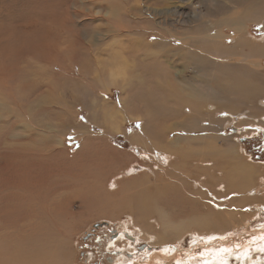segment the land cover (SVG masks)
<instances>
[{
	"label": "rangeland",
	"instance_id": "obj_1",
	"mask_svg": "<svg viewBox=\"0 0 264 264\" xmlns=\"http://www.w3.org/2000/svg\"><path fill=\"white\" fill-rule=\"evenodd\" d=\"M263 2L264 0H102L99 4L93 0H0V100L6 101L10 110L35 109L39 103L35 102L37 95H33L29 83L30 79L37 78L48 81L52 94L43 96L57 108L63 109L66 117V126L63 127L62 120L54 113L51 119L36 113L37 122L45 120L53 127L48 136L46 133H39V138L48 137L49 140H54L52 143L56 149L65 150L59 156H56L58 152L55 150L51 154L54 157L50 158V165L49 160L48 163L43 162L53 173L51 178H55L60 184L62 181L56 177L62 175L61 179H73L77 175L75 168L82 160L78 156L85 146L84 138L87 134H99L102 131L100 124L106 121L109 124L107 142L124 152L127 161L123 162L122 169L118 168V171L115 170L109 176L107 182L110 183H106V191L112 190L118 194L119 181L142 173L144 175L138 177L139 181L148 175L153 177V182L161 183L170 178L173 183H168L169 189L165 192L169 200L164 204L157 202L150 208L144 207L136 211L131 206L111 204L85 206L83 195L78 193L79 190L72 189L70 193L72 191L79 196L71 198L70 209L68 206L66 209L58 206L59 209L55 210L50 206L51 215L47 216L44 209H41L42 215L34 217V208L38 209L44 200L45 187L40 182L37 183V179L27 181L28 186L30 185L29 196L26 194L22 201L15 204V200H10L9 192L26 178L0 177V226L5 228L9 225L10 231L2 236L5 240L0 239V245L3 246V249L0 248V264H23L22 260L11 258L9 250V247L25 244L12 240L15 239L14 235H20L21 230L13 233V219L8 214L11 207L17 208V212L23 209L22 215H26L25 219L31 226L30 239L26 245L38 249L34 250L39 253L37 263L26 261V264H264V240L256 239L264 234V160H257L255 151L252 150L255 147L251 146L249 149L246 144L247 140L259 139L260 126L264 127V121H258V117L264 118V13L257 16V19L250 20L247 17L240 24L230 21L231 16L244 7L247 9L253 3ZM127 22L136 25L140 29L139 34L134 27L124 28L123 24ZM207 26L212 34L222 37L218 45H232L239 27L248 30L249 38L258 45L244 46L241 55L223 53L220 46L215 49L213 45L206 48L203 43L198 48L190 45L189 38L198 35L197 28L205 30ZM107 28L111 32L108 33ZM43 30L56 31L62 39L66 38L65 44L61 43V57L53 53L51 57L55 56L56 60L54 58L51 65L38 60V55H31V50L26 48L30 45L36 53L46 49L43 44L37 46V40L29 37L33 32L40 34ZM93 32L101 39H97L90 54H85L80 51L81 40H86L84 37L89 38ZM18 37L21 40H17ZM60 37L52 35L51 41L56 43ZM136 38L149 43L150 48L144 49L138 45ZM181 40L185 43L180 42ZM180 45L188 50L187 59L179 58L177 51L172 52L173 46L181 47ZM191 48L202 54L200 61L188 57ZM82 49L87 51L85 46ZM49 50L46 52L49 53ZM255 61H259V64ZM145 62L146 68L149 64L152 65L151 62L166 66V72L172 78L177 77L180 71L184 74L189 83L183 86L184 83L177 84L174 80L175 86H178L175 96L186 95L190 90L195 94L198 91V95L191 96V100L197 101L199 110L203 112L198 115L199 118L187 116L191 113L192 106L188 102L183 108L184 117L175 116L162 122V125H179L182 122L183 126L178 127L180 131L175 132L184 140H178L176 151H183L182 159L185 163L177 154L168 156L169 153L166 152L169 158L158 155L157 148L156 153L152 151L153 148H148L151 152H144L145 149L139 147L134 138L135 133L142 130L144 120L126 108L124 97L128 94L131 102L135 96H130L132 92L125 87L138 84L137 89L142 86L149 88L158 78L162 81L167 79L156 73L147 75L145 71L142 72L146 70ZM125 65L127 74L112 76V69L116 73ZM80 66L85 69L86 78H82ZM31 74L34 75L30 76ZM227 83H240L244 91L237 94L236 91L220 88L219 85ZM24 84L27 88L23 87ZM153 93L156 100H162L158 98L161 93L157 90ZM219 95L225 98H220ZM167 97L174 96H164L166 101L171 99ZM33 103L34 106L29 107ZM131 103L134 108V103ZM219 104L224 107L221 108ZM166 105L170 109L176 108L175 104ZM3 109L4 106H0V116ZM201 111H197V114ZM4 125L5 122L0 118V135L7 130ZM24 126L19 124L8 131L19 134L30 130ZM184 126L189 127L187 131ZM188 133H193L195 137L186 139L184 136ZM174 136L173 133L171 137ZM165 141H168L167 137ZM10 143V150L15 144H19L15 141ZM209 145L210 148L219 149V153L226 151L227 157L237 156L240 162L249 166V172L243 171L242 175L239 172L237 186H231L229 190L224 186L228 176L226 172L237 170V167H232L234 161L231 156L230 166L221 167L222 163L219 161L218 165L214 160L224 158L219 153L213 158L199 152L201 149L208 150ZM5 146L3 144L0 147V159H10L16 164L15 159L20 160L21 155L7 154ZM197 158L204 163L198 162ZM24 164L26 165V161ZM34 165H38V162ZM40 165L37 167L39 171H35L32 178L39 173L43 174ZM208 167L213 173L208 171ZM41 169L46 170L44 167ZM160 171L164 173L161 174ZM116 173L118 174L113 176ZM49 176L43 175V178L51 179ZM4 179H10L9 184L14 183L12 190L11 186L4 188ZM33 182L35 185L32 188ZM240 182L245 189L239 187ZM48 186L51 194L56 193L62 199L64 188H52L49 183ZM14 190L22 193L24 189L20 186ZM224 191L228 193L225 195ZM50 197L51 201L53 196ZM176 200L178 203H175ZM54 204L56 203L53 202ZM30 205H33L31 210L28 209ZM100 210L103 213L98 212ZM94 224L99 225L95 227ZM93 226L94 229L97 228L96 231H92ZM91 231L93 236L84 240ZM25 235L27 236L26 233ZM120 235L122 236L118 238ZM81 246L84 250L82 257Z\"/></svg>",
	"mask_w": 264,
	"mask_h": 264
},
{
	"label": "bare ground",
	"instance_id": "obj_2",
	"mask_svg": "<svg viewBox=\"0 0 264 264\" xmlns=\"http://www.w3.org/2000/svg\"><path fill=\"white\" fill-rule=\"evenodd\" d=\"M93 1H97L99 4H101L102 0H93ZM262 4H264V2L261 4L253 3L247 9H246V7H244L243 9L238 11L236 14L232 15L230 21H232L234 24H240L243 22V19H245L247 17L250 18V20L255 19L262 12L264 13V5H262ZM36 14H38L37 11H36ZM91 15H93V14H91ZM133 25H131L130 23L127 22V23L123 24V27L129 28V29H131L132 27L136 28V25H134V26ZM123 27H121V28H123ZM198 27H199V25H198ZM200 28L202 29V26ZM200 28H197L198 35L196 34L195 37L189 38L190 40L188 41V43L190 45H192L193 47H196V48H198V45L200 46V44L203 43L206 46V48H209L210 46L213 45L214 48L216 49L220 46L223 49V50H221L223 53L231 52L233 54L241 55V50L244 48V46H246V45L247 46L258 45V43H255V41H252L249 38L248 30H246L242 27H239L236 30L235 41L232 45H229V46H227L228 45L227 43H223L224 45H221V44L218 45V43H220V40H222V37H219L218 35L212 34L209 26H207V28L205 30H201ZM94 29H96V28H94ZM107 30H108V33L111 32V30L109 28H107ZM139 30L140 29L136 28L135 31L138 33ZM199 30H201V31L199 32ZM52 35H55L56 37H60L58 33L56 34V31H50V30H47V31L43 30L40 34H36L33 32V35L29 36L30 38H35L37 40V42H38L37 46H41L42 44L45 45L46 49L43 52L41 51L40 53H36V50L33 51L32 47L30 45L26 46V48H28L29 51L31 50V53H32L31 55H33V56L38 55L37 56L38 60L40 59L41 62L50 63V65L52 64V61L54 60L55 56L61 57V54L63 51L62 45L65 44V41H66V38L62 39V37H60L59 40L57 39V42L54 43L51 41ZM21 37L24 40V37L23 36H21ZM84 38H86V40L85 39H84L85 41L81 40L80 51L84 52L85 54H87V53L90 54L92 52V46H96L97 39L100 40L101 38L98 37V35H96V32L95 33L93 32V34H91L89 38H88V36H86ZM25 39H26V37H25ZM80 39H81V37H80ZM17 40H21L20 37H18ZM135 40H136V43H138V45H141L144 49H146V47L150 48V45H148L149 43L148 44L146 42L143 43V41H140V39L138 40L137 38ZM224 40H225V38H224ZM180 42L185 43L183 40H181ZM61 43H62V45H61ZM157 43L158 42H156V44ZM83 46H85L87 48V51H85V49H82ZM177 46H179V45H177ZM177 46L176 47L173 46L174 50L172 52L177 51L179 58L187 59L186 53H188V50L184 49L181 45H180L181 47H177ZM52 47L54 49H51ZM37 48H39V47H37ZM40 49H41V47H40ZM200 49H202V48H200ZM46 50H49V53L46 52ZM53 53H55L54 58L51 57V55ZM133 54H135L134 51H133ZM188 57H192V58L198 59L200 61L202 58V54L198 53L197 51H195L194 49L191 48ZM23 58L27 59V56H24ZM55 60H56V58H55ZM231 62H232V60H230V64H231ZM151 63H152V65L149 64L148 68H146V65H147V63H146L145 64L146 70H142V72L145 71L147 75H151V74L156 73L157 76H160V75L162 77L165 76L167 78L165 81H162L158 78L157 80L154 81L152 86L151 85L149 86V88L148 87L143 88V86H142L141 87L142 89L141 88L137 89V87H139L138 84L131 86V87H125V89L128 88L126 90H130L132 92V94H130V96H132V97L135 96L133 99H131L132 100L131 102L134 103V108L132 106L133 104L129 101L130 97L128 96V94L126 97H124L126 108L128 110L132 111V114H134V115H135V113H137L136 115L141 116L144 120L142 130L139 131L138 133H135L134 138L137 141L139 147L141 146L143 149H145L144 152H146V151L151 152V150L148 148H153L152 151L155 152L156 148H157L158 152H159V153H157L158 155L162 154V155L167 156L166 152H168L169 153L168 156L177 154L178 158L182 159L183 158L182 157L183 151L179 150V149H178L179 151L178 150L176 151V148H177V143L180 140H184V139H181V135L178 134L177 132H175V131H180L178 129V127L183 126L182 122L179 125H173L172 123L162 125V122L165 121V119H172L175 116L184 117L183 108L185 107V104L188 102H190L192 104V106H191V113L187 116L190 118L195 117V119L197 117L199 118L198 115L203 114V112L201 110H199L198 102L197 101L194 102L191 100V98L193 96L198 95V91L196 92V94L193 93L191 90L189 93L184 91L187 93L186 95L182 94V95H179V97L175 96L174 92L177 91L176 87H178V86H175V83L181 84V85L184 83L183 86H186V84L189 83L188 80L186 79V77L184 76V74L180 71L183 75L180 74V72H179V73H177L178 74L177 77L172 78V75L168 74L166 72L167 71L166 66H164V65L162 66V64H159L156 62H151ZM255 63L259 64V61H255ZM140 65H142V64H140ZM134 67H135V65H134ZM235 67H237V66L235 65ZM239 67H241V66H239ZM80 68L82 69V78H86L85 77L86 76L85 75L86 74L85 69L82 66H80ZM28 71L29 70L27 69V72ZM127 73L128 72H127L126 65L124 68H119L116 73H115V69L111 70V74L113 77H116L117 75H120V74H127ZM32 75H34V74H31L30 76H32ZM133 75H134V73H133ZM144 75L145 74H143V76ZM174 80L176 81L175 83H174ZM47 82L42 81V80H38L37 78H33L32 80L30 79L29 84L33 90V93H34L33 95H35V94L37 95V97H36L37 101H35V102L39 103L35 107V109L32 107V109H30V110H21V111H18L17 109L10 110V109H8V106H6L7 105L6 101L0 100V106H4L3 112L1 111L2 114H1L0 118L3 119V121L5 122L4 126L7 128L6 132L4 131L3 134L0 135V147L3 144H5L6 145L5 147L7 148V154L13 153V154H17V156L21 155L20 160L15 159L16 164L11 162L10 159L9 160H7V159L5 160L4 158L0 159V177L5 176V178L6 177L13 178L16 176H24V178H26V179H24L23 182L17 183L16 187L14 188V189H16L17 187L21 186V188L24 189L22 193H18L19 192L18 190H14V189L12 190L14 183L9 184L10 179H4L3 180L2 185L4 186V188H8L11 186L10 190H12V191L9 192V195H10L9 198H10V200H12V202H13V200H15V204H17V202L22 201L26 197V194L29 196L30 193H28L29 192L28 188L30 185L28 186L27 181L30 182V181H33L34 179H37V183L40 182L41 185L43 187H45L44 200L42 201V204L40 203V206L37 207L38 209L34 208L36 211L33 214L34 217H40L42 215V213H40L41 209H44V213H46L47 216L49 214L51 215V212L49 210L50 206L51 207L53 206L55 210L59 209L58 206H64L63 207L64 209H66V207L68 206V208L70 209L71 198L73 196H79L78 194L72 193V191L70 193V190H72V189L79 190L78 193H81V195H83L82 200H84V202H86L84 204L85 206H110V204H111L114 206H131L137 211V210H140L141 208H144V207L150 208L154 204L156 205L157 202L164 204L165 202H167L169 200V196L165 195L166 194L165 192H167V190L169 189V185L173 184L171 179L168 178V180H166V181H161V183L160 182L157 183L156 181L155 182L151 181V178H153V177L147 175V176H145L144 180L139 181L138 177L139 176L142 177L141 175L142 174L144 175V173H142L138 176L136 175L137 177H132L129 179L119 181L118 182L119 183V190H117L118 194L116 192H112V190L110 191L109 189L108 190L112 193H110L109 191H106V185L110 183V182L109 183L107 182L109 176L111 174L115 173L116 172L115 170H117L118 168H119L118 170L122 169L124 167L123 162L124 163L127 162L125 160L126 157H125L124 152H122L119 148L114 147L113 145H110V143L107 142V140H106L108 138L107 129L109 128V126H108L109 124L106 121L102 122L100 124V125H102V131L99 134H97V135H88L87 134L86 137L84 138V143H85L84 145L85 146L82 147V150H81L82 154H80L78 156L79 159H80V157H82V160L80 159L79 164L75 168L77 175L73 176V179H61L63 177L62 175L60 177H56L57 179H60L62 181L60 184L58 182H56L55 178H51V177H53V173H51V170L48 167H45L43 165V162L47 161V163H48V160H49V165H50V158L52 157V159H53V157H54L51 154L53 152H55V150H56L58 152V154L56 156H59L63 152H65V150L63 148L56 149L52 143V142H54V140H49L48 137L39 138V136H38L39 133H42V134L46 133V135L48 136L49 133L51 132V129H53V127H52L50 122H46L45 120L43 122H37V120H36L37 114L36 113L44 114L46 116V118L48 117L49 119L52 118L53 113H54L57 117H59L62 120V126L63 127L66 126V117L63 114V109L57 108L56 105H53L51 100H46V98L43 96L44 94H47V95L52 94V87ZM219 86L223 90L236 91L237 94L241 93L242 90L244 91L243 86L240 83H230V84L227 83L225 85L223 84V86H221V85H219ZM23 87L27 88V85L24 84ZM180 89L182 91V88H180ZM156 90L159 93H161V95L158 97L159 99L160 98L162 99L161 101L156 100L157 97H155V93H153ZM142 92L146 96H144L142 94ZM176 93H178V92H176ZM163 95L164 96H174V97H167V98H171V99H167V101L170 102V103H168L164 99ZM219 96H220V98H225L222 95H219ZM63 98H65V97H63ZM175 98H177V99H175ZM34 103L32 105H30L29 107L34 106ZM64 103H65V101H64ZM17 104H18V102H17ZM166 104H172V105L175 104L176 108L172 107L170 109ZM187 106H189V105H187ZM219 106H221V108L224 107L223 104H219ZM103 107H105V106H103ZM197 111H201V112L197 114ZM99 114H101V113H99ZM191 114H193V115H191ZM103 116H104V114H103ZM19 124H24L25 125L24 127L27 128L28 130L29 129L30 130L27 132L22 131L19 134L18 133H12L13 131L12 132L8 131V130H11L12 128L16 127V126H19ZM6 128H4V129H6ZM187 128H189V127L184 126V129L186 131L188 130ZM204 128L207 129L208 127H204ZM204 128H202V129H204ZM74 132H76V131H74ZM173 133L175 134V136L171 137L173 135ZM166 137L168 138V141H165ZM184 137H186V139H188L190 137H195V135L193 133H191V134L188 133ZM11 141L12 142L13 141L19 142V144L18 145L15 144V147L11 146L12 149L10 150L9 149V146H10L9 143ZM20 142H22V143H20ZM212 148H210V145H209L208 150L201 149L199 152H201L205 156L215 158L214 155L219 153V149L216 150L215 147H212ZM150 152H149V154H150ZM225 152L226 151H220V153H219V155L223 156L224 158L214 159L216 163H218L219 161H220L219 163H222L221 167L230 166L229 157L231 155H229V157H227ZM146 157H148V156H146ZM231 158L234 161V165L232 167H234V166L237 167V170H236V172H234L232 170L229 171L228 173L226 172V175H228V176H226V181L224 182L225 183L224 186L227 188V190H229L231 188V186L235 187L238 185L239 175L240 174L242 175L243 171L249 172V170H250L249 166L246 164L244 165L243 162H240V160L238 159L237 156L236 157L231 156ZM2 160L6 161V162H4ZM197 160H198V158H197ZM25 161H26V165L24 164ZM182 161H183V163H185V161L183 159H182ZM199 161H201V159H199L198 162ZM37 162H38V165H34V164H37ZM186 162H188V161H186ZM212 162H213V160H212ZM215 162H213V163H215ZM203 163L201 161V164H203ZM219 163H218V165H219ZM209 164L211 165V163H209ZM39 165H40L41 173H43V174L39 173V175L37 177L32 178V176L35 174V171L36 172L39 171V170H37V167ZM186 165H188V164H186ZM35 166H36V168H35ZM193 166H195V165L193 164ZM196 166H198V163L196 164ZM204 166L206 167V165H204ZM41 167H44L46 170L41 169ZM161 167H163V166H161ZM210 167L212 168V166H210ZM152 168H154V167H152ZM192 168L194 169L195 167H192ZM169 169L172 170V168H169ZM208 169H209V167H208ZM198 170H200V169H198ZM211 170L212 169H209L208 171H211ZM148 171H149V169H148ZM219 171L220 170H218V172ZM239 172H240V174H239ZM160 173H161V171H160ZM163 173H161V174H163ZM117 174L118 173L114 174L113 176H115ZM165 174L169 175L167 173V171H165ZM43 175H50L49 178H51V179H45L46 176H45V178H43ZM221 177L224 178L223 176H221ZM27 178H30V179H27ZM54 179H55V181L52 182ZM44 181H46V183ZM196 181H198V180H196ZM169 182H171V183L168 184ZM48 183L51 185L52 188H56L57 186L64 188V192H63L64 196L62 197V199H61V197L57 196L56 193H53L54 195L51 194V188L48 186ZM111 183H113V182L111 181ZM208 183L210 184V182H208ZM211 183H212V185H214L213 182H211ZM34 185H35V182L32 183V188ZM239 187L241 189H243L245 186L243 187L241 182H240ZM110 189H112V187ZM36 190H34V191H36ZM30 191H31V189H30ZM40 191H41V188H40ZM84 193L87 195V197ZM225 193H228V192L224 191V194ZM51 195L53 196V198L50 201ZM36 196H38V195H36ZM245 197H247V196H245ZM245 197L243 196V198H245ZM221 200L222 199H220V201ZM247 200H249V199H247ZM176 201L177 202H175V203H178V200H176ZM53 202L56 204L53 205ZM217 202H218V200H217ZM32 206L33 205H30V207L28 209L31 210ZM34 206H37V205H34ZM221 208H225V207H221ZM23 212H24L23 209H21L20 211L18 210V212H17V208H13V207H11L10 212H8V214L11 215L12 219H13V220H11V225H12V227H14L13 233H17V231L21 230L20 235L19 236L14 235L15 239H12V240L14 242L21 243V241H22V243L23 242L25 243L21 246L19 245V246L9 247V250H11V253H12L11 258L20 259V260H22L21 262L23 264H26L25 263L26 261H33V262L37 263V255L39 253H37L38 251L35 252L34 250H38V249L35 247H31V246L26 245V242L28 243V241L30 239L29 234L31 235V233L29 230L31 229V226H30L29 222L25 219L26 215H22ZM98 212L103 213V210H100ZM91 213L94 214V211H92ZM35 222H36V220H35ZM16 223H21L22 225L21 224L18 225ZM8 226L5 228L4 227L2 228V226H0V239L5 240L2 236L9 234L8 232H10V231L8 230ZM40 226L42 227V225H40ZM36 227H37V224H36ZM207 229H209V227ZM23 230H25V231H23ZM25 233L27 234V236L25 235ZM263 233H264V231H263ZM121 236L122 235H120L118 238H120ZM260 238L263 241L264 240V234L259 235V237H257L256 239L258 240ZM258 245H260V244H258ZM2 247L3 246L0 245V248H2ZM2 255H4V254H2ZM0 261H1V259H0ZM41 262H43V261L41 260Z\"/></svg>",
	"mask_w": 264,
	"mask_h": 264
},
{
	"label": "flooded vegetation",
	"instance_id": "obj_3",
	"mask_svg": "<svg viewBox=\"0 0 264 264\" xmlns=\"http://www.w3.org/2000/svg\"><path fill=\"white\" fill-rule=\"evenodd\" d=\"M259 29V28H258ZM258 31V30H257ZM258 121L260 123H262L264 121V118L263 116H261L260 118L258 117ZM259 129V132H258V136L260 137L259 139L256 138V139H253V140H247L246 141V144L248 145L249 149L251 148V146H254L255 149H252L255 151V154H256V157H257V160H264L263 157H264V127L261 125ZM257 137V136H255ZM97 229V228H96ZM96 229H94V226H93V229L92 231H96ZM89 232L86 236H85V239H88L89 237L93 236V233ZM117 233H113V235H116ZM82 241V240H81ZM82 245V244H81ZM84 254V250H82V246L80 247V256L82 257V255Z\"/></svg>",
	"mask_w": 264,
	"mask_h": 264
},
{
	"label": "water",
	"instance_id": "obj_4",
	"mask_svg": "<svg viewBox=\"0 0 264 264\" xmlns=\"http://www.w3.org/2000/svg\"><path fill=\"white\" fill-rule=\"evenodd\" d=\"M102 224V223H101ZM99 225V224H98ZM97 224H94V226L96 227V226H98Z\"/></svg>",
	"mask_w": 264,
	"mask_h": 264
},
{
	"label": "crops",
	"instance_id": "obj_5",
	"mask_svg": "<svg viewBox=\"0 0 264 264\" xmlns=\"http://www.w3.org/2000/svg\"><path fill=\"white\" fill-rule=\"evenodd\" d=\"M262 43L264 44V41Z\"/></svg>",
	"mask_w": 264,
	"mask_h": 264
}]
</instances>
